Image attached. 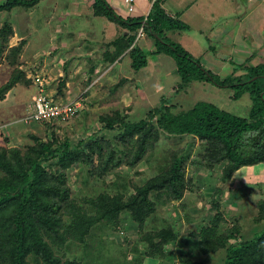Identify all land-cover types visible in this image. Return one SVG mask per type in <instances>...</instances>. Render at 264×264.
Segmentation results:
<instances>
[{"label":"rangeland","instance_id":"374dc122","mask_svg":"<svg viewBox=\"0 0 264 264\" xmlns=\"http://www.w3.org/2000/svg\"><path fill=\"white\" fill-rule=\"evenodd\" d=\"M91 1L41 0L29 11H19L21 8L17 7L0 12V28L5 20H10L14 29V34L9 36V47L2 52V62H8L7 55L11 52L9 48L25 39L22 51L15 53L18 65H15L14 70H24L32 81L30 85L17 81L0 98V147L26 150L27 145L33 142L31 134L47 139L52 131L58 138L63 140L68 137L73 143L90 137L100 138L104 153L115 150L114 159L121 158L119 164L111 166L103 175L89 174L90 170L95 172L99 165L100 157L93 153L94 161L90 164H74L66 169L74 201L87 210H90L89 204L85 202L87 198L101 192L127 197L136 191L137 186L168 170L172 161L178 157L182 160L187 188L180 199L152 195L155 211L147 218L151 219V223L145 226L146 231L150 227L169 224L179 229L178 241L165 248L166 251L171 249L175 252L174 259L171 256L159 258L147 255V244L142 241L144 230L140 229L138 222L131 220L107 226L104 223L96 224L83 239L64 246L59 255L63 259L74 258L78 264H181V254L185 258L202 261V264H223L224 249L204 253L199 252L196 247L201 239L202 228L216 220L222 231L237 227L241 239H250L264 230V162L242 166L229 180L224 181L226 161L220 160L208 165V144L205 140L161 132L158 140L147 141L143 157L131 165L130 160L138 149V140L129 136L123 139L118 127L106 129L99 117L120 111L121 117L124 116L126 120L138 121L159 104L163 95L171 99L170 103L175 104L177 111L188 109L197 101H210L229 111L245 115L251 106L249 94L236 100L232 98L229 88L200 81L193 82L185 90L175 91L174 85L179 81L175 60L164 54L149 55L148 65L139 70L131 67L130 57L122 58L110 67L102 65L103 68H97L99 64L96 60L105 50V43L116 37L122 29L105 16H95ZM198 2H202L203 7L211 3V12H215L212 9L214 5L215 9L220 7L216 13L220 12L222 17L209 20L212 23L214 20V24L222 22L223 32L232 30V34L229 32L219 39L220 36L210 35L208 31L200 33L197 30L174 29L167 31L171 40L180 42L193 55L201 57L207 67L223 77L233 72L232 60L242 63L251 52L254 56L250 63L264 61V41L260 40H264V11L261 12L264 0ZM77 3L78 6L81 5L79 8ZM36 11L39 16L33 17L31 14L34 15ZM49 19H59L61 22L56 25L55 33H52V20L48 21ZM26 28L29 31L25 35ZM16 35L22 38L19 39ZM232 39H237L239 44L248 41L252 50L249 46L245 48L240 45L234 46V50ZM146 41L150 45L155 40L149 35L141 37L139 44L145 50L149 48L144 45ZM252 42L255 44L253 47ZM35 51H47L46 54L53 59H47L44 67ZM88 55L94 61L89 62V65L97 64L93 75L89 77L88 74L86 78L87 75L85 77L81 68L79 75L73 70L77 87L74 91L69 89L70 92H67L70 66L74 65L76 67L73 68L77 69L86 61L84 56ZM78 60L80 61L73 64ZM38 68L40 69L37 70ZM42 71L46 79L44 88L49 87L53 99H77L79 113L70 119H52L51 124L49 121L31 122L23 119L30 113L32 94L38 92L35 90L30 94L27 90L35 86L33 76ZM12 74V68L9 69L8 64L0 63V87L13 78ZM236 74H240V70ZM64 80L65 86L59 89L58 85ZM63 209L65 213L68 211L66 207ZM216 214L219 216L214 217Z\"/></svg>","mask_w":264,"mask_h":264},{"label":"trees","instance_id":"16d2710c","mask_svg":"<svg viewBox=\"0 0 264 264\" xmlns=\"http://www.w3.org/2000/svg\"><path fill=\"white\" fill-rule=\"evenodd\" d=\"M40 1L0 0V12L17 7L21 8L19 11H29ZM163 1L154 0L146 18H125L107 0H93V14L107 17L122 29L105 43V50L96 62H104L108 66L130 57L131 67L139 70L148 65L149 55L172 56L179 76L175 91L185 90L195 81L226 87L236 100L249 94L251 106L248 113L237 114L210 101H197L192 107L177 111L175 104L170 103L171 99L163 95L159 104L138 121L126 120L120 111L99 118L106 129L118 127L123 139L136 137L138 149L130 160L131 165L143 157L147 141L158 140L161 132L188 135L207 142L208 165L226 161L223 180L227 181L240 167L264 162V61L250 63L254 54L242 63L232 60L233 72L223 77L207 67L201 57L167 36L168 30H188L190 25L178 14H169L162 5ZM141 26L145 34L155 40L151 50H145L139 44L140 39L136 40ZM13 34L12 22L5 20L0 28V63L12 68L13 78L0 87V98L17 81L28 85L32 82L24 70H14L18 65L15 53L22 51L25 39L11 46L8 62H2V52L9 47V36ZM86 58L94 63L90 55ZM96 65L90 66L89 77ZM238 70L240 74H236ZM64 86L65 80L58 85L59 89ZM35 90L36 85L29 87L27 92L32 94ZM45 91L47 95H53L49 87ZM47 121L51 124L52 119L37 122ZM55 135L52 131L50 137L44 139L31 134L33 142L27 145L26 150L0 147V264H78L74 258L63 259L59 255L64 246L83 239L96 224L107 226L128 220L138 222L140 229L144 230L142 241L147 244V255L171 256L174 259L175 252L165 248L178 241L179 229L169 224L150 227L146 231L145 226L151 223L147 218L155 211L152 195H165L172 199L182 197L187 188L182 160L176 157L168 170L137 186L136 191L127 197L101 192L87 198L85 202L90 207L87 210L74 201L66 169L74 164H90L94 161L93 153H97L99 165L95 172L90 170L89 174L103 175L111 166L119 164L121 158L114 159L116 153L113 149L105 154L100 138L90 137L73 143L68 137L62 140ZM63 207L68 210L66 213ZM217 214L214 217H218ZM200 234L201 239L196 243L199 252L212 253L224 249L223 264H264V230L250 239H241L237 227L222 231L218 222L212 220ZM181 264H202V261L185 258L181 254Z\"/></svg>","mask_w":264,"mask_h":264},{"label":"crops","instance_id":"0c3cea01","mask_svg":"<svg viewBox=\"0 0 264 264\" xmlns=\"http://www.w3.org/2000/svg\"><path fill=\"white\" fill-rule=\"evenodd\" d=\"M107 1L110 3V5L113 7V9L117 13H119L121 16H123L125 18L129 17V16H146L149 13L151 6L154 2V0H134V10L131 11L128 8V4H127L126 0H107ZM198 1H200V0H164L162 5L169 14H171V15H177L178 14L181 20H183L184 22H186L187 24L190 25V28L187 31H191V30L196 31L197 30L200 33H205L208 31V32H210L209 33L210 35L214 34L217 37L220 36L219 39L222 38L223 35L225 37V35L229 32L232 34V30H229V32H227V33H226V31L223 32L222 29H224V28H221L222 22L218 23V24H214V22H215L214 20H213V23L209 20V19L214 18V17L217 18V16L222 17L220 12H219L220 14L216 13L217 11H219L220 7H216V9H215V5H214L212 7V9H214L215 12H211V10H210L211 3L206 5L205 7H203L202 6L203 3L202 2L200 3ZM92 2H93V0L90 2L91 5H92ZM78 3L76 4V6L79 5ZM220 4L222 7L221 2H220ZM80 6H78V8ZM209 10H210V12H209ZM263 11H264V9L261 10V12H263ZM262 14H264V13H262ZM31 15L33 17L39 16V12L36 11L34 15L33 14H31ZM40 18H41V24H42L43 23L42 17H40ZM50 20H52V25H51V27L53 28L52 33H55V31L57 30L56 25L57 26L60 25L61 22H59V19H49L48 21H50ZM26 30L24 32L25 35L29 31L28 28H26ZM169 31H172V30H169ZM183 31H185V30H183ZM24 34H23V36H25ZM145 36H147V35L145 34ZM16 37H18L19 39L22 38V36H18V35H16ZM232 40L234 42V43H232L233 49L235 48L234 46L237 47L238 45L244 46L245 48H248V46H249L251 48V45L249 44V42L247 40H246L247 42H243V43L240 42V44H239V41H237V39H232ZM232 40H230V42H232ZM260 40L264 41L262 39H260ZM252 44H253V42H252ZM144 45L149 47V48L147 47L148 48L147 50H151L154 48V44L148 45L147 41L144 43ZM254 45L255 44H253L252 47ZM233 49H232V53H234ZM27 50H29V49H27ZM251 50H252V48H251ZM46 53H47V51L46 52L45 51H40V52L35 51V54L39 56V60H41V63L42 64L44 63V67L47 64L46 63L47 59H50V60L53 59V58H51V56L49 57ZM251 55H253L252 52L247 56V58L250 57ZM219 56L220 55H218V57ZM84 58H86V56H84ZM218 59H220V58H218ZM79 61L80 60L74 61L73 64L75 62H79ZM89 62H90L89 59L86 58V61L83 64L79 65L77 69L73 68L74 65L70 66V72H69L68 80L66 82L67 86H68V87H66L67 92L74 91L75 87H77L75 85V72L74 71H77V73L79 75L78 71H80L79 69L81 68L82 73L85 75V77L87 75L86 78H88V71L90 69ZM223 62L224 61H221V64H224ZM98 64H99V66L97 68H99V69H100V67L103 68L104 62H99ZM204 64H206V63H204ZM110 66L111 65H109V67ZM74 67H76V66H74ZM64 73H62L61 75H64ZM79 79H78V81H80ZM69 89H70V91H68Z\"/></svg>","mask_w":264,"mask_h":264},{"label":"built area","instance_id":"2783aa9c","mask_svg":"<svg viewBox=\"0 0 264 264\" xmlns=\"http://www.w3.org/2000/svg\"><path fill=\"white\" fill-rule=\"evenodd\" d=\"M128 8L132 11L134 10V0H126ZM148 15V14H147ZM145 16V18L147 17ZM145 35L144 27L141 26L137 32L136 40L141 39ZM32 74H34L32 72ZM32 80L37 86V93L32 95V106L29 110V114L24 117L25 121H38L47 119H70L76 115L79 109V102L77 99L66 100V101H56L53 99V95H47L44 86H46V79L44 74H35ZM53 119V120H54Z\"/></svg>","mask_w":264,"mask_h":264},{"label":"clouds","instance_id":"9594fccd","mask_svg":"<svg viewBox=\"0 0 264 264\" xmlns=\"http://www.w3.org/2000/svg\"><path fill=\"white\" fill-rule=\"evenodd\" d=\"M33 94H34V93H33ZM33 94H32V95H33ZM33 121H34V120H33Z\"/></svg>","mask_w":264,"mask_h":264}]
</instances>
